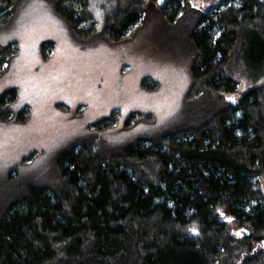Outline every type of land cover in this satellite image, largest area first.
<instances>
[{"label": "trees", "instance_id": "trees-1", "mask_svg": "<svg viewBox=\"0 0 264 264\" xmlns=\"http://www.w3.org/2000/svg\"><path fill=\"white\" fill-rule=\"evenodd\" d=\"M23 1L0 3L10 16ZM48 1L72 29L89 2ZM125 1L106 22L114 40L144 11ZM182 3L177 22H188L198 53L191 114L109 154L73 141L54 159L55 187L9 181L0 264H264V0H223L211 12ZM7 56L1 49L0 66ZM236 57L253 85L237 104L222 95L237 89L225 72ZM233 225L247 235L234 237Z\"/></svg>", "mask_w": 264, "mask_h": 264}, {"label": "rangeland", "instance_id": "rangeland-1", "mask_svg": "<svg viewBox=\"0 0 264 264\" xmlns=\"http://www.w3.org/2000/svg\"><path fill=\"white\" fill-rule=\"evenodd\" d=\"M141 1L139 22L120 40L104 31L128 7L123 0H89L77 29L48 0H24L10 16L0 3V50L8 53L0 96L13 91L0 109V197L12 179L55 187L54 159L73 141L91 139L96 151L109 154L156 138L191 114L187 97L198 53L188 22H177L189 9L184 0ZM187 1L208 12L223 3ZM225 72L238 85L222 95L237 104L253 85L237 57ZM238 231L233 225L229 232ZM188 234L196 236V227Z\"/></svg>", "mask_w": 264, "mask_h": 264}, {"label": "water", "instance_id": "water-1", "mask_svg": "<svg viewBox=\"0 0 264 264\" xmlns=\"http://www.w3.org/2000/svg\"><path fill=\"white\" fill-rule=\"evenodd\" d=\"M234 237H244L247 235V232L244 230V231H238V232H234L232 234Z\"/></svg>", "mask_w": 264, "mask_h": 264}]
</instances>
